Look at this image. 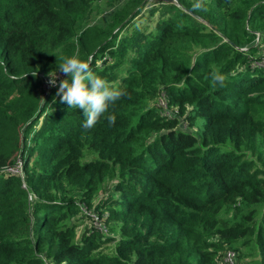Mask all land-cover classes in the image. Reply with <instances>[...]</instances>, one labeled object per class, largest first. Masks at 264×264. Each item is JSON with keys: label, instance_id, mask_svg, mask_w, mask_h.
Listing matches in <instances>:
<instances>
[{"label": "trees", "instance_id": "trees-1", "mask_svg": "<svg viewBox=\"0 0 264 264\" xmlns=\"http://www.w3.org/2000/svg\"><path fill=\"white\" fill-rule=\"evenodd\" d=\"M98 1L0 0V158L19 153L27 188L4 173L17 157L8 155L0 163V264H215L225 248L240 259L233 245L248 238L264 264V212L255 221L264 159L243 158L264 136L254 114L264 105V66H253L264 57V0L158 3L154 33L131 36L122 33L132 19L123 22L145 0L105 28H83ZM61 57L85 80L54 101L70 72L47 94L43 84L67 69ZM162 93L175 116L161 115ZM144 132L157 135L138 151ZM114 167L120 196L96 206L108 215L93 210L120 227L108 257L98 250L108 237L90 228L76 243L70 218L81 205L90 210Z\"/></svg>", "mask_w": 264, "mask_h": 264}, {"label": "rangeland", "instance_id": "rangeland-1", "mask_svg": "<svg viewBox=\"0 0 264 264\" xmlns=\"http://www.w3.org/2000/svg\"><path fill=\"white\" fill-rule=\"evenodd\" d=\"M158 3H165V4L170 3L172 5L180 7L177 0H145L141 4L142 7L138 11L139 14L133 18L134 14H136L135 12H137V10L139 9V7H137V6L132 7L133 6V0H100V1L95 2L91 5V11L89 12L87 19L85 20V22L83 24V28H87V27L105 28V27H107L110 18L115 13L120 12L122 10H125L126 8H127L126 10L129 11L130 8L132 7V10L135 8L136 9L134 10V12L129 14L127 16L126 20H124V22H123V23H125L128 20L132 19L131 26L122 34L127 35V36H131L133 31H135L137 33L144 34V35L153 34L155 24H156L157 20L159 19V15H158V13H156L155 15H151L150 10H151V8L156 6ZM188 3L191 4V2H188ZM118 29L119 28H116L115 30H113V32L115 33ZM259 42H260V37H259V39H256V43H259ZM260 53L262 55L264 54V44H262L260 46ZM134 56H135L134 52L129 50L125 55V60L129 61L130 59L134 58ZM73 64H74V61L68 57H61L60 58L58 66L60 67V65H63L62 68L65 67L67 69H65V71L57 72V74H55V73L54 74L58 75V76L62 75V78L65 75H67L69 72H70V74L68 75L66 82H64L61 85V88H60L59 92L56 94L54 101H57L61 98L64 99L65 94H68L73 88H77L85 80V78L82 76V74L79 71L75 70ZM258 64H260V67L264 66V64H262L260 62H258ZM253 66H256V64H254ZM59 67H57V69H59ZM121 73H123V67L121 68ZM59 80L55 81L54 82L55 84L54 83L50 84V82L47 81V83L43 86V88L47 89V88H49L50 85H52L54 87ZM254 108H255L254 114H256V117L264 122V105L257 104V105H254ZM160 111L163 115H166V116H171L172 114L176 113L175 110L169 109V108H165V109L161 108ZM35 113H37V110ZM184 124L186 125V123H184ZM190 131L196 132L194 128H190L189 132ZM18 135H19L20 143H21V131H19ZM156 135H157V132H151V133H145L144 132L140 136L139 140L135 143L138 151L141 150V148H143V145L146 142H151L155 138ZM8 142L10 143L11 140H8ZM12 149L13 148H11L9 150V152L6 156L0 158V163L5 158H7L8 155H10V154L11 155L9 156V159L13 160V158H15L17 156L16 157V160H17L19 153L18 152L15 153V151L12 153ZM243 154H245V156H243L244 159L253 158L254 160H255V157L257 155H259L260 161H258V164H261V161L264 159V136L261 135L260 138L256 137L253 141L248 143L247 148L243 150ZM90 157H91L90 155L86 156V158H90ZM30 160L32 162L34 160V157H30ZM120 180H121L120 179V173H119L117 167L110 169L107 172L105 179L102 182H100V184L97 186V188L94 192L93 198L90 202V207H91L90 210H92V211L94 210L100 214L102 213V215H104V216L108 215V212L106 210L97 209L96 206L98 204H100L101 202H103V200H106L109 198H119L120 195L118 194V192H116L115 186ZM24 186L26 187V184H24ZM30 197L33 198V200H34L35 196L30 194ZM255 210H256L255 221H256V224H258L260 217L262 216V213L264 212V205H260L258 207L255 206ZM79 216L80 215H74L70 218V220H71L70 222H72V223L74 222L75 226H76V228H75V234L76 235H75V239H74V241L76 243H80L81 240H83V238L90 237L89 235H91L90 226L92 225V223H91L90 219L83 218L81 221H79L80 220ZM104 216H102V217L104 218ZM86 217L89 218L88 216H86ZM102 223H103V226L105 227V236L104 237H108V238H107V240L106 239L101 240L102 242H101V245H100L98 250L100 252H102L104 255H107L108 257H113L115 254L116 244L121 239L120 227L118 225L112 224L111 222L106 223L103 219H102ZM218 240H219L218 237L212 236V237H210L209 242H216ZM242 241L248 242V245L247 246H241ZM233 246L234 247H236V246L241 247L239 252H240V259H241L242 263H240V264H259L261 262L262 259L260 257V252H259L257 245L254 243L253 238L239 240ZM233 246H232V248H233ZM225 247H230V246L226 245ZM213 259H214L215 264H216L217 256H214Z\"/></svg>", "mask_w": 264, "mask_h": 264}, {"label": "built area", "instance_id": "built-area-1", "mask_svg": "<svg viewBox=\"0 0 264 264\" xmlns=\"http://www.w3.org/2000/svg\"><path fill=\"white\" fill-rule=\"evenodd\" d=\"M257 39H259V36H257ZM263 56H264V54H263ZM260 63L264 64V57H263V60ZM256 66L260 67V64L256 63ZM61 78H62V75H60V76L53 75V76H51L49 79H47L44 82L43 86L47 83V81H49L50 84H52V83H54L55 81H57V80H59ZM52 87L53 86L50 85L49 88H47V89L43 88L44 89V94H47L48 91ZM157 107H158L159 111L161 110V108H163V109H165V108L173 109V108H170L168 106V103L166 101L164 93H162L160 98L158 99ZM173 110H175V109H173ZM160 113H161V111H160ZM175 114H172L171 116H166V115H163L161 113L162 116L168 117V118H170L172 116H175ZM4 173L6 175H12V176H16V177L20 178V180L22 181V188L27 190L26 187L24 186L26 176H25V173H24V161H23V158L21 156H18V158L15 161L14 165L5 168ZM28 200H29V202H33L35 200V197H34V200H33V198H31L30 194H29L28 195ZM80 213L81 214H79L80 215L79 219L82 216H88L89 218H87V219H90V221L92 223L90 228H93V229L97 230V232H99L100 234L105 235V227L103 226L102 218L99 216L98 213H96V212H94L92 210H87V208L82 206V205L80 206ZM240 263H242V262L239 259V254L237 252H235L234 250L230 249V248H225L223 251H221L217 255L216 264H240ZM46 264H54V263L47 261Z\"/></svg>", "mask_w": 264, "mask_h": 264}]
</instances>
